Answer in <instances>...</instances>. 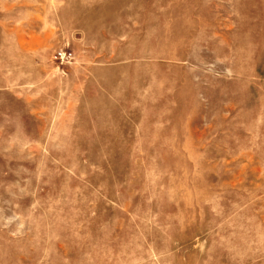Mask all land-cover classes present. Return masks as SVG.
<instances>
[{
	"label": "rangeland",
	"instance_id": "rangeland-1",
	"mask_svg": "<svg viewBox=\"0 0 264 264\" xmlns=\"http://www.w3.org/2000/svg\"><path fill=\"white\" fill-rule=\"evenodd\" d=\"M0 264H264V0H0Z\"/></svg>",
	"mask_w": 264,
	"mask_h": 264
},
{
	"label": "built area",
	"instance_id": "built-area-1",
	"mask_svg": "<svg viewBox=\"0 0 264 264\" xmlns=\"http://www.w3.org/2000/svg\"><path fill=\"white\" fill-rule=\"evenodd\" d=\"M73 55L71 53H67L64 51H60L56 53L55 60L59 61L60 63L69 62L72 60Z\"/></svg>",
	"mask_w": 264,
	"mask_h": 264
}]
</instances>
